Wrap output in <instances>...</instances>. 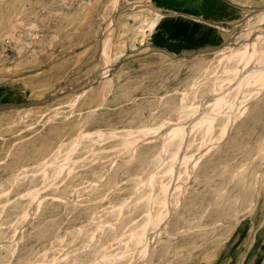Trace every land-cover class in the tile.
<instances>
[{
  "label": "rangeland",
  "instance_id": "obj_1",
  "mask_svg": "<svg viewBox=\"0 0 264 264\" xmlns=\"http://www.w3.org/2000/svg\"><path fill=\"white\" fill-rule=\"evenodd\" d=\"M226 1L230 8L224 17L229 20L214 27L218 37H212L213 45L178 52L152 44L161 36L159 26L171 16L154 0H0V241L11 238L10 234L19 229L15 235L18 249L13 256L0 244V264H28V258L33 259L40 252L42 260L44 257L51 260L48 264L59 261L58 264H63L69 257L75 259L69 258L73 261L70 264H82L86 260L87 251L83 247L87 246L88 250L98 237L89 238L87 241L92 245L87 242L88 245L75 237L76 233L71 235L74 231L70 229L90 225L97 220V210L100 213L122 201L130 192L126 180L131 174H138L141 168L132 162L136 161L133 151L119 157L112 153V149L119 147L115 139L104 141L88 154L85 143L76 134L78 131L93 133L95 129L123 130L157 122L158 119L151 121V112L171 106L193 80L202 79L203 69L213 66L211 63L221 50L243 42L245 26L254 22L264 9V0ZM8 23L14 24L15 30H7ZM25 36L31 39V44L20 50L19 42ZM108 36L109 45L105 49ZM106 79L111 81L108 88L104 87ZM260 98L259 104H254L255 109L253 107L238 121L243 125L237 122L236 127L243 126L233 132L231 139L237 136V143L221 145L227 146L222 154L228 155L229 166L235 167L236 172L256 170L253 174L256 179L249 176L243 190L232 189L235 181L227 186L229 198L225 207L229 208L240 196L247 195L244 206L253 198L257 200L253 210L242 209L235 218L226 211L223 214L224 219H228L226 224L214 230H206L199 224L198 212H194L188 222L173 224L170 221L176 218L175 212V216L171 214L169 218L172 225L167 224L162 229V237L148 251L143 264H264V94ZM75 138L77 141L70 145ZM184 141L181 139L179 143ZM74 145H78L77 149L70 153L68 148ZM46 163L47 171L34 177L33 171L38 165ZM91 179L95 180L91 181L93 186ZM104 179L109 182L106 184ZM191 182L196 195L211 198L197 182ZM76 188H80L79 191L76 192ZM53 193L57 196L61 193V197ZM95 195L106 200L99 199V202ZM52 197L56 198L51 200ZM210 219L206 217L203 221ZM190 225L193 230L187 231L185 228ZM53 234L60 236L56 237L58 241L53 239ZM114 244L117 249L118 245ZM77 247L81 248L77 250ZM46 248L50 251L48 256L44 255ZM73 248H77L76 252ZM246 248L248 250L242 253ZM81 251L86 252L83 257L78 256ZM72 253L83 259L77 260ZM71 254L73 256H69ZM117 263L118 260L111 262Z\"/></svg>",
  "mask_w": 264,
  "mask_h": 264
},
{
  "label": "bare ground",
  "instance_id": "obj_2",
  "mask_svg": "<svg viewBox=\"0 0 264 264\" xmlns=\"http://www.w3.org/2000/svg\"><path fill=\"white\" fill-rule=\"evenodd\" d=\"M5 4L6 3H4V5ZM9 5H10V2H9ZM9 9L6 8V10H9ZM2 14H4V12ZM3 18H2V22H4ZM245 27L246 28L244 29L242 33V37H244V41L243 42L240 41L242 42L240 46H238L240 44L239 42V44L236 46H229L221 50L217 54L216 58H214L215 60L212 61L213 63H211L213 64V66L211 65V67H208V68L205 67L203 69L202 75H201L202 79L198 78V79L193 80L189 84L190 86L185 93H182L180 94V96L175 97L174 103L171 106H167L160 111L151 112L150 114L151 121L158 119L157 122L155 123L152 122L148 125L139 126V127H132V128L126 127L123 130L116 129V128H112L114 130L111 129L110 131H105L106 129L105 130L95 129L93 133L89 132L91 134L89 133L84 134L83 132L78 131V133L76 134V137L80 138L81 141L85 143L84 147H85L86 153L90 151L92 152L93 149H97V147L104 141L106 142V141H110L111 139L112 140L115 139L117 141L116 146H119V147L116 148L114 146L115 148L112 149L113 150L112 153L115 156L119 157V155H121L124 152L126 153V151H133L132 153L135 154L136 158H133V157L132 158L136 159V161L132 160V162H135L138 165V167L141 168L138 174L134 173L135 175L131 174V177L129 179L126 178L127 179L126 181L129 182L128 189L130 192L124 197L120 196V199H122L121 197L124 198L122 201H119V203L116 202V204L115 203L111 204L110 202L109 204L111 205L108 204L110 207L108 209L106 208L107 210L103 209V211H101L100 213H99L100 210L99 211L97 210L99 216L95 214L96 215L95 218L97 220H94L93 223H91L90 225L87 224V226L84 227V225L81 224L80 229H77V228H74L75 230L70 229L74 231V232H71V235L72 233L73 235L76 233L77 236L76 235L74 236L78 238L80 237V239H82V241L86 243L88 242L87 240H89V238H92L95 235L98 237V240L96 239L97 242L95 241L94 245L88 242L90 245H92L91 247L89 246L88 250H86L87 246L83 247L85 248V250L84 249L83 250L87 251V253L84 251H81L80 255L76 253L78 254V256H82L83 254L86 253V256H85L86 258H84V260L85 259L86 260L82 262V264H111L112 261L117 262V260L119 264H143L145 262V259L148 258L147 257V253H149L148 251L151 250L152 247L156 246L157 242L162 237L160 236V234L162 233V229L165 226H167V224H171L169 223L170 221L169 218L171 214L175 212L177 213L176 218L172 217L174 219L170 221L173 224H179V223H183L186 221L188 222L191 215L194 212H198L196 215H198V217L200 218V220L199 218H197V220H199L200 222L199 224L202 227H204V229L206 230L207 229L214 230V228H216L217 226H224L226 224V221L228 219H224L223 217L224 216L223 214L226 211L227 212L230 211L229 215L232 214L233 217L235 218L236 216H238V214L241 212L242 209H252L253 210V208L255 207L257 203V200L253 198L248 205L244 206V201L247 195L240 196L238 199H236L234 202L231 203L229 208L225 207L227 205L225 201L229 198L227 186H229L231 182L235 181V186L232 189L237 190L240 188L241 190H243L244 183L247 181V178L249 176L256 179V177L253 176V174L256 173V170L251 171L249 173H247L246 171L236 172L235 167L229 166V160L227 159L228 155L226 156L222 154L227 146L224 148L221 147V145L225 142L227 143L225 145H232L234 143H237V140H238L237 136H235L234 139H231L233 132L236 129L243 128V126L236 127L237 122L243 116H245L250 110L253 109L254 104L264 94V9L258 14L254 22H249L248 25ZM15 28L16 26L12 23L7 26V30L9 29L15 30ZM108 38L109 36L105 40V49L109 45ZM30 40L31 39L27 38V36L22 38L21 42H19L20 50H24L26 45L28 46L29 44H31ZM204 64L206 65V63ZM106 74L108 73L106 72ZM110 82H111L110 79H106L104 81V87L105 88L110 87L111 86ZM256 104H259V103L257 102ZM262 105L264 106V104ZM250 114L252 115L253 113H250ZM256 114L257 113H255V115ZM250 118L252 117L250 116ZM240 125H243V124H240ZM156 136H158V138ZM77 138H75L70 143V145L76 142ZM181 139H185V141L182 144L179 143ZM158 144H161L162 146L158 147ZM77 146L78 145H74L72 147L69 146L71 148H68V151L70 153L72 151H75L74 149H77L76 148ZM81 147L83 148V145ZM100 155L102 154L100 153ZM107 156L109 157V155H106V157ZM110 160L111 158L109 159V161ZM105 161L107 162V160ZM85 162H87V160L86 161L84 160V163ZM122 163L123 162H121V164ZM128 163L126 165H129ZM41 164H39L36 169L34 168L35 169V171H33L34 177H36L40 172H43L44 170L47 171L46 170L47 163L44 165H41ZM72 164L74 165L75 163H72ZM102 165L101 167L104 166ZM110 165H113V164H110ZM129 166L131 167L132 165H129ZM248 166L249 165H247L246 168H248ZM128 167L127 168L124 167V168H126V170H129ZM106 173H107V169H106ZM115 175L117 174H114L113 176ZM45 176L47 175H44V177ZM94 177H91V178H94ZM123 178L124 177H122V179ZM191 180H194L195 182H197V184L201 187V190H205L204 193L211 195V198L207 199L205 196L204 198L199 197L198 193L196 195V191L192 190L193 186H191L192 185ZM91 181H95V180L91 179L90 182ZM107 181L105 180L106 184H107ZM126 181L124 183L128 185V182ZM105 182L103 185H105ZM100 185L102 184L100 183ZM100 185L98 184V186ZM78 189L76 188V192ZM99 190L101 189L99 188ZM102 190L104 191V189ZM69 191H70V188H69ZM87 191L89 192L90 190H87ZM104 192H106V190ZM104 192H101V195L103 193V197L106 196ZM107 192H109V190ZM89 194H91V192ZM95 194L97 195V193ZM74 195H75V192H74ZM96 195H95V200L97 197ZM187 195H193V196L188 197ZM54 196L59 197L57 196V194H55ZM93 196H94V193H93ZM77 197L76 198L79 199V196ZM55 198L52 197L51 200H54ZM70 198L68 197L69 200ZM65 199L67 200V197ZM99 199L97 197V201ZM114 199H116V197ZM100 200L103 201L106 199L102 198ZM67 202L69 205L72 204V203L70 204V201H67ZM180 205H182L181 208H180ZM24 207H25V204H24ZM76 207L77 206H74V208ZM29 212L31 211L29 210ZM206 217L211 218L209 222L203 221V218H206ZM0 219H2V217ZM84 224H86V222ZM82 225L84 228H82ZM132 227L133 229L131 230L130 228ZM185 229L187 231H192L193 226L191 225L187 226ZM18 230L19 229L16 228L13 231V233L10 234L11 238H8L9 240L5 239V240L0 241L1 246L7 249V252L12 254V256L15 253L16 249H18L17 244H16V238H15V235L18 234L17 232H19ZM129 230L131 232H129ZM57 236H58L57 234H53V239L54 238L56 239ZM78 238H75L76 239L75 241H77ZM114 243L118 245L117 249H114L113 247L115 245ZM67 245L68 244H66V246ZM77 248L75 249L73 248L74 252H76L75 250ZM80 248L81 247H79L77 250H79ZM134 248L136 249L134 250ZM55 249L57 250V248ZM48 251L46 252L44 251L45 252L44 255L48 256L50 253V251L49 252ZM72 254L69 256L74 255ZM108 255H112V256L108 257ZM42 256H43L42 252H40L35 257H33V259L28 258V264H45V263L48 264V262L51 261V260L49 261V259L48 260L45 259V257L42 260L41 259ZM82 257H78V258L76 257V259L80 260ZM69 258H71L72 260H75L73 259V257H69ZM69 258L65 260L63 264L72 263L73 261L71 262V259ZM68 260H70V262ZM40 261L44 263H40ZM97 262H100V263H97Z\"/></svg>",
  "mask_w": 264,
  "mask_h": 264
},
{
  "label": "crops",
  "instance_id": "obj_3",
  "mask_svg": "<svg viewBox=\"0 0 264 264\" xmlns=\"http://www.w3.org/2000/svg\"><path fill=\"white\" fill-rule=\"evenodd\" d=\"M154 1L158 2L162 10L169 12L171 16L159 26L162 31L161 36L156 37L152 44L169 51L183 52L213 45L212 37L214 35L218 37V32L214 27L223 25L229 20V17H224L227 15V9L230 8L226 0ZM165 8L170 10H165ZM247 250L248 248L242 253ZM241 258L242 254L239 260Z\"/></svg>",
  "mask_w": 264,
  "mask_h": 264
},
{
  "label": "built area",
  "instance_id": "obj_4",
  "mask_svg": "<svg viewBox=\"0 0 264 264\" xmlns=\"http://www.w3.org/2000/svg\"><path fill=\"white\" fill-rule=\"evenodd\" d=\"M126 1H133V0H126Z\"/></svg>",
  "mask_w": 264,
  "mask_h": 264
}]
</instances>
